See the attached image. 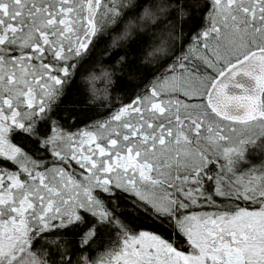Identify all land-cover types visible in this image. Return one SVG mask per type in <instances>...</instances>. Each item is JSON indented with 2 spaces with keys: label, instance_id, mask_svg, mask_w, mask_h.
Segmentation results:
<instances>
[{
  "label": "snow or ice",
  "instance_id": "obj_1",
  "mask_svg": "<svg viewBox=\"0 0 264 264\" xmlns=\"http://www.w3.org/2000/svg\"><path fill=\"white\" fill-rule=\"evenodd\" d=\"M0 264H264V0H0Z\"/></svg>",
  "mask_w": 264,
  "mask_h": 264
},
{
  "label": "water",
  "instance_id": "obj_2",
  "mask_svg": "<svg viewBox=\"0 0 264 264\" xmlns=\"http://www.w3.org/2000/svg\"><path fill=\"white\" fill-rule=\"evenodd\" d=\"M241 82H246V83H250V78L248 77H245L243 74L240 75V77L238 78ZM229 90L232 91V90H239V89H236L234 85H230L229 86Z\"/></svg>",
  "mask_w": 264,
  "mask_h": 264
}]
</instances>
